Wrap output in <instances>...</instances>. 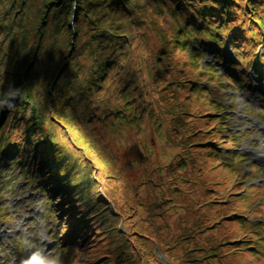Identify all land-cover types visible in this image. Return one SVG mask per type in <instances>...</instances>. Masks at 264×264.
Returning a JSON list of instances; mask_svg holds the SVG:
<instances>
[{
  "label": "trees",
  "instance_id": "1",
  "mask_svg": "<svg viewBox=\"0 0 264 264\" xmlns=\"http://www.w3.org/2000/svg\"><path fill=\"white\" fill-rule=\"evenodd\" d=\"M168 16L176 26L170 38L163 25ZM227 33L232 45L242 40L246 70L257 57L252 69L258 74L264 0H0V158L25 162L49 197L56 196L55 211L70 218L65 242L77 232L100 234L108 248L102 264H206L231 242L196 236L208 228L206 216L170 215L163 186L155 190L163 179L154 176L157 168L146 169L152 160L141 150L148 192L126 182L128 164L107 141L109 130L134 127L152 114L146 96L159 89L164 97L156 102L165 103L175 138L187 145L202 130L185 126L183 116L192 110L182 111L179 89L189 80L174 72L171 53L187 52L196 64L200 49L214 42L221 60ZM167 167L174 177L193 181V160ZM131 197L135 203H126ZM138 205L137 214L146 209L137 218L146 221L144 232L137 220L128 222ZM170 216L178 218L174 224Z\"/></svg>",
  "mask_w": 264,
  "mask_h": 264
},
{
  "label": "rangeland",
  "instance_id": "2",
  "mask_svg": "<svg viewBox=\"0 0 264 264\" xmlns=\"http://www.w3.org/2000/svg\"><path fill=\"white\" fill-rule=\"evenodd\" d=\"M167 21L163 25L170 38L176 26L169 24L172 17ZM226 38L221 60L215 56L214 42H209L206 50L200 49L203 58L196 64L187 52L176 49L171 53L178 64L174 72L189 80L179 89L180 100L184 99L182 111L192 110L191 115L183 116L185 126L202 130L187 145L175 138L165 103L156 102L162 96L159 89L149 90L146 96L152 114L145 113L134 127L109 130L107 141L119 153L121 164H128L126 182L138 184L143 195L148 192L149 185L143 183L145 162L138 154L141 150L152 160L146 169L157 168L154 176L163 179L155 190L163 186L170 215L175 212L189 219L206 216L204 225L208 228L196 236L216 235L231 241L206 264H264V67L251 75L250 67L245 69L242 40L232 45L230 33ZM154 42L152 35L150 48ZM191 45L194 47L193 41ZM255 51L259 55L260 48ZM232 57L237 65L229 69ZM186 150L189 154L183 155ZM188 160L196 165L192 182L168 171L170 163L185 161L187 166ZM10 161L6 156L0 158V264H31L39 253L38 264H102L108 252L102 236L95 232L80 236L77 232L71 243L65 242L68 234H63V229L70 218L55 211L58 206L52 202L56 196L49 197L45 185L31 176L25 162L14 165ZM200 168L204 169L201 174ZM132 198L126 203H135ZM138 212L139 205L128 222L137 220L138 232H144L146 227L141 223L146 221L137 218L146 209ZM170 219L174 224L178 218ZM152 242L149 254L155 250ZM180 251L177 254L181 255Z\"/></svg>",
  "mask_w": 264,
  "mask_h": 264
}]
</instances>
